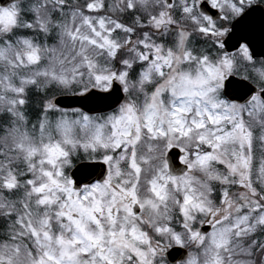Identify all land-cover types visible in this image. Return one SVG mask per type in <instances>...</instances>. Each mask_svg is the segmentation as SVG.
<instances>
[{"label":"snow or ice","instance_id":"snow-or-ice-1","mask_svg":"<svg viewBox=\"0 0 264 264\" xmlns=\"http://www.w3.org/2000/svg\"><path fill=\"white\" fill-rule=\"evenodd\" d=\"M257 3H0V264H264Z\"/></svg>","mask_w":264,"mask_h":264},{"label":"water","instance_id":"water-1","mask_svg":"<svg viewBox=\"0 0 264 264\" xmlns=\"http://www.w3.org/2000/svg\"><path fill=\"white\" fill-rule=\"evenodd\" d=\"M3 2V0H1ZM258 9L259 8H256L255 9V16L257 17V19H259L261 16H264V12H263V8H260L261 9V12H258ZM262 13V14H261ZM231 50V49H229ZM255 51L260 54V55H264V43H262L259 39V35L257 34V39H256V46H255ZM65 104H69L71 103L70 100H65L64 101Z\"/></svg>","mask_w":264,"mask_h":264},{"label":"flooded vegetation","instance_id":"flooded-vegetation-1","mask_svg":"<svg viewBox=\"0 0 264 264\" xmlns=\"http://www.w3.org/2000/svg\"><path fill=\"white\" fill-rule=\"evenodd\" d=\"M258 4V3H257Z\"/></svg>","mask_w":264,"mask_h":264}]
</instances>
